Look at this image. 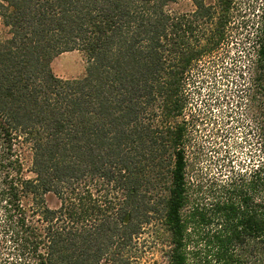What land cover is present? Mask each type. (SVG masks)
<instances>
[{"label": "trees", "instance_id": "1", "mask_svg": "<svg viewBox=\"0 0 264 264\" xmlns=\"http://www.w3.org/2000/svg\"><path fill=\"white\" fill-rule=\"evenodd\" d=\"M258 1L226 84L245 159L188 206L189 81L228 46L235 0H0V264H134L147 242L165 264H264ZM73 51L84 74L58 78L52 62Z\"/></svg>", "mask_w": 264, "mask_h": 264}, {"label": "rangeland", "instance_id": "2", "mask_svg": "<svg viewBox=\"0 0 264 264\" xmlns=\"http://www.w3.org/2000/svg\"><path fill=\"white\" fill-rule=\"evenodd\" d=\"M235 2V8L232 10L233 20L229 25L228 46L224 45L223 50L214 59L202 61L193 70V77L189 81L190 105L185 111L186 120L191 122L188 126L190 140L185 147L188 206L211 202L215 196L211 188L215 184L217 186L220 181H225L229 177L231 167L237 166L241 158H244L245 146L241 143L243 131L235 127L237 115L228 117L230 106L225 103V97H229L232 90L227 91L226 84L233 78L237 79L238 68L243 64V55L247 53L251 44V33L255 28L260 2L258 0ZM171 9L185 13L192 10V4L189 1H181ZM0 35L6 37V30L1 22ZM86 66L85 55L78 51L61 54L51 64L54 75L61 79L81 77ZM234 85L228 86L235 90ZM24 164V175L28 179L33 178L34 175L30 172L29 153ZM47 204L51 208L58 206L53 196L47 197ZM140 250L134 264H165L157 248L151 243L143 244Z\"/></svg>", "mask_w": 264, "mask_h": 264}]
</instances>
